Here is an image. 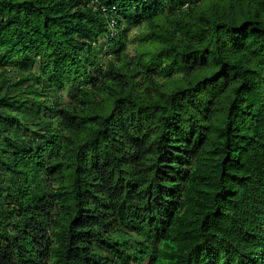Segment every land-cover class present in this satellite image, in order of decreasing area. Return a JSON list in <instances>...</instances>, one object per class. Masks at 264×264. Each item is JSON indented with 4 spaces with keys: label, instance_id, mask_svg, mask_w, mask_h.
I'll return each mask as SVG.
<instances>
[{
    "label": "trees",
    "instance_id": "1",
    "mask_svg": "<svg viewBox=\"0 0 264 264\" xmlns=\"http://www.w3.org/2000/svg\"><path fill=\"white\" fill-rule=\"evenodd\" d=\"M0 264H264V0H0Z\"/></svg>",
    "mask_w": 264,
    "mask_h": 264
},
{
    "label": "rangeland",
    "instance_id": "2",
    "mask_svg": "<svg viewBox=\"0 0 264 264\" xmlns=\"http://www.w3.org/2000/svg\"><path fill=\"white\" fill-rule=\"evenodd\" d=\"M133 33H134V31L131 32V34H133Z\"/></svg>",
    "mask_w": 264,
    "mask_h": 264
}]
</instances>
